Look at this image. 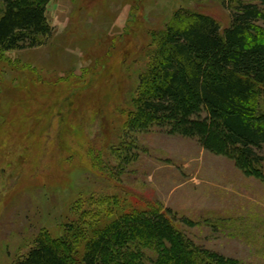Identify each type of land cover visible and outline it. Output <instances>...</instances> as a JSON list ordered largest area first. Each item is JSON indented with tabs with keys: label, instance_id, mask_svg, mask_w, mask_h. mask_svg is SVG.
Returning a JSON list of instances; mask_svg holds the SVG:
<instances>
[{
	"label": "rangeland",
	"instance_id": "obj_1",
	"mask_svg": "<svg viewBox=\"0 0 264 264\" xmlns=\"http://www.w3.org/2000/svg\"><path fill=\"white\" fill-rule=\"evenodd\" d=\"M237 1L53 0L51 38L0 54V264L42 232L61 238L76 200L127 191L171 210L199 247L264 264V184L230 160L158 128L128 135L129 165L114 160L155 35L180 10L226 28Z\"/></svg>",
	"mask_w": 264,
	"mask_h": 264
},
{
	"label": "trees",
	"instance_id": "obj_2",
	"mask_svg": "<svg viewBox=\"0 0 264 264\" xmlns=\"http://www.w3.org/2000/svg\"><path fill=\"white\" fill-rule=\"evenodd\" d=\"M52 1L0 0V54L38 48L51 38L46 8ZM229 10L226 28L180 10L155 35L124 111V136L113 145L115 169L133 158L128 135L158 128L196 140L264 184V0H239ZM132 194L76 200L61 238L42 232L13 264H240L199 247L171 210Z\"/></svg>",
	"mask_w": 264,
	"mask_h": 264
}]
</instances>
